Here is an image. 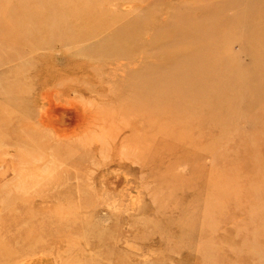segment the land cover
Masks as SVG:
<instances>
[{"label":"rangeland","instance_id":"obj_1","mask_svg":"<svg viewBox=\"0 0 264 264\" xmlns=\"http://www.w3.org/2000/svg\"><path fill=\"white\" fill-rule=\"evenodd\" d=\"M82 3L94 19L75 41L39 29L44 0H0V264H264L260 81L211 91L205 111L188 87L209 75L170 85L184 65L165 63L204 45L172 34L251 29L248 54L231 41L234 73L263 66L264 0ZM142 88L166 108L148 94L134 110Z\"/></svg>","mask_w":264,"mask_h":264},{"label":"bare ground","instance_id":"obj_2","mask_svg":"<svg viewBox=\"0 0 264 264\" xmlns=\"http://www.w3.org/2000/svg\"><path fill=\"white\" fill-rule=\"evenodd\" d=\"M44 1L47 2L45 11L48 15V19L51 21L49 22L48 27L47 26H41L39 29L42 31H45L46 34H50V35L51 34L52 35L53 34H64L66 36H70L71 38H73V40L76 41L79 38L78 36H77V38L76 37L74 38L75 34H77L75 31L76 28L82 27L94 19V12H95L94 8L91 6H90V8H86V5L84 3H82V0H44ZM251 13L253 15H259L260 12L259 11H252ZM199 18H200L199 21H206L207 20L206 17L205 18L199 17ZM237 21H238V19H234L231 24H228L225 26L227 28H229V31H232L236 28V22ZM259 22H260V20H259ZM252 25H254V24H252ZM99 27H102V26H98L97 28H99ZM39 29L33 28V31L36 34H38ZM186 29H187V31H189L188 28H186ZM246 30H244V31H246ZM235 33L234 34H215L213 32L211 34H179V32H178L176 34H172L171 41L173 42V44H183V43L184 44H195V43L204 44V45L198 46V48L196 50H191L192 52H184V53H177V52L173 53V52H171L170 58H167L165 63H166V65H168V67H170V66L176 67V65L178 66V64L181 63L179 61V60H181V61H183V65H184L183 69H181L182 67L180 69H173L175 72L171 71V73L166 76V78L170 82V85L178 83V82L181 83L182 81H184V80H180L178 78L177 74H179V75L191 74L194 76H197V74L198 75H205V74L209 75V78H207V80H205V79L195 80L193 85L188 87L189 90L191 91L189 94L190 97L191 96L193 97L195 91L200 92V93L196 92L197 94L195 93L196 95H194L192 100H195V99L198 100V98H199V100L198 101L196 100V102H195L197 104H199V102L201 104L202 102L204 103V101H206L207 103H204V106L206 107V108H204V109H206L205 111H207V109L209 107V106L207 107L206 104L210 105V103L208 101H210L212 103V101H214V99L221 98V96L224 93L223 92L224 91V84H229V83L234 84V83H238L241 81H247V80H249L250 82H253V80H258V81H260L259 84H261V85H259L260 86L259 89L261 90V91H259V94H260L261 98H264V82H263L264 78L261 80V78L264 76V36L262 39H260L259 44L257 43L260 46V47L256 46V47H259V49L257 50L258 52H256V50L254 48H252V50H254V52H256L257 55H259L258 58H261V60L263 61V66H262V63L259 64V62L248 63V66H246V67L250 66L253 71H248L246 74L244 73L242 75H236L234 73L235 71L233 68L234 67L238 68L239 65L234 64L232 62V60L234 59V53L231 51V48H230L231 43H233L231 41H233V40L235 42L239 41L240 42L239 46L242 48V50H241L242 53L248 54L249 50L246 48V45L244 43L245 36L247 34H254V33L251 29H248L247 32H243V33L241 32L242 34L241 33L239 34V32H238V33H236L238 35H236ZM261 34L264 35V29H262ZM61 36H63V35H61ZM80 36H82V35H80ZM51 37H53V36H51ZM83 37H85V35ZM86 37H87V35H86ZM58 38H60V36H58ZM257 39H259V38H257ZM175 63H176V65H175ZM224 65H227V68L224 67ZM190 66L192 67L191 70H190ZM256 69H260V71L257 73ZM176 71H178V72H176ZM213 76H215V78ZM140 84L142 85V83H140ZM133 87H134L133 84H129V85L127 84V86L125 88L123 86L124 89H129V91L127 93H129ZM138 89H140V87ZM214 90L218 91L219 96L217 98L209 97L208 93H210L211 91H214ZM150 91H147L146 89H144V92L146 94L143 92V88L139 91L140 94H137L139 96L134 97V103H135L134 110L141 108L140 105H143V98L145 99L146 103L149 104L152 102V101L149 102L150 99H152L154 97L159 99V100H157V99L156 100L160 101V103H161V104H159L156 101L159 104V106L158 105L156 106L157 108H163V107L166 108V104H164L163 98L158 96L157 92H155V91L150 92ZM148 94H150L151 97H152V95H154V96L151 98V97H149ZM211 98H214V99L210 100ZM168 106H170V105H168ZM196 106H194V107H196ZM198 106H199L198 108H195V109L193 108L192 111H194L196 109H199L200 112L203 111V107L201 108L200 105H198ZM169 108H171V107H169ZM218 108H221V107H218ZM218 108H216V110ZM199 110L198 111L196 110V111L198 113H200ZM209 110L210 109H208V111ZM136 111L139 112L140 110H136ZM185 114H189V111H188V113H184V115L182 114V117L183 116L185 117V118L181 117L182 120L186 119V117L188 119L191 116V112H190L189 116H187ZM195 115L196 116H194V114H193L192 117L197 118L198 114H196V112H195ZM180 116H179V118H180ZM187 119L184 121H187ZM190 120L193 121L194 118H193V120H192V118ZM179 121L180 120H178L176 122L179 123ZM181 123H183V122L181 121ZM184 123H187V122H184ZM5 204H6V202H5ZM7 207L9 208V206H7ZM6 210H9V209H6ZM8 213H9V211H8ZM26 230L27 229L25 228L23 233L25 232V234L29 235V233H26L28 230L27 231ZM30 230H31V227H29V231ZM4 231H6V230L4 229L2 231V226H1V222H0V234H1V232L3 234H5ZM26 236H25V238H26ZM37 236H39V235H37ZM39 239H40V237H39ZM39 239H38V237H36L35 242H37V240H39ZM18 240H20V242H21V237H20V239L18 238ZM31 242H34V241H31ZM35 242H34V244H35ZM30 245L32 246V244H30ZM30 245L28 246V248H31ZM87 246H89V244ZM8 251L6 248L7 254H8ZM76 251L78 253V249ZM14 252L15 251H12V252L9 251L8 255H10L11 253L14 254ZM0 256L2 257V255H0ZM6 256L7 255L5 254V258H7ZM14 256H15V254H14ZM11 258H13V255H11ZM12 260H10V262ZM1 264H3V262ZM5 264H6V261H5Z\"/></svg>","mask_w":264,"mask_h":264}]
</instances>
